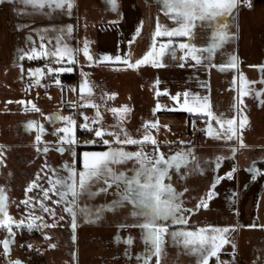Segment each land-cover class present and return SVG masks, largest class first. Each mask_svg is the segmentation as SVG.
<instances>
[{
    "label": "rangeland",
    "instance_id": "1",
    "mask_svg": "<svg viewBox=\"0 0 264 264\" xmlns=\"http://www.w3.org/2000/svg\"><path fill=\"white\" fill-rule=\"evenodd\" d=\"M151 1L156 4L154 7L156 16L153 21L149 20L145 13L146 9L143 8L145 17L143 30L133 40L131 52L127 56L131 63L141 58L150 47L157 17L161 23L172 26V22L160 11L161 5L157 3V0ZM73 2L71 16L66 14V8L61 10L53 6V9H49L46 6L42 11L41 19L32 11L28 14L27 8L25 9V6L19 2L13 4V0H9L8 5L7 2L5 6L3 5V15L0 19V26L3 27V29L0 27V188L4 190L7 208L14 220L24 218L26 224L27 217L35 211V214L42 216L49 225L42 231L31 232L26 227L17 229L13 226L15 236L12 238L14 241L11 247L12 252L4 255V258L7 257L10 261L19 259L23 264H137L136 254L144 249L138 228L120 227V225L135 223L134 218L129 215L132 211L130 204L115 211L108 209L99 220L92 222L86 220L82 214H78L75 240H73L71 218L62 211L63 205L54 203L58 199L54 194L50 193V199L45 200L44 203L54 210L55 215L45 213L38 207L35 210L31 208L26 210L22 203L27 198L25 190L28 183L36 179L37 173L44 175L47 171L46 164L57 168L64 161H71L67 151L64 153L56 151L58 145L56 137L52 134L53 126L46 121L45 117L55 112L61 115L72 114L77 120V125L83 122V117L79 115L80 111H83L84 115L90 119L95 118L97 109L87 105L76 109L68 104L69 101H76L84 105V101L79 99L78 91L82 79L80 73L83 71L89 73L93 86L92 99L99 104V111L103 117L101 123L104 127L116 123V118L110 111L111 108L127 106L130 111L122 123L134 138H138L143 133L144 121L153 120L158 121L159 124L158 130L150 129L151 134L157 138L158 142H161L160 151L166 156L177 150L187 151L191 148L192 156H195L196 160L193 161L189 157L188 166H182L179 172L170 170L171 179L165 180L166 183L170 182L177 191L183 192V206L194 209L188 217V227L194 229L206 224L232 226L227 236L231 242L223 245L219 253L220 261L228 264L237 258L238 264H264V212L252 213L258 203L264 178V104L260 103L264 96L256 98L253 94L244 97V105L241 107L248 123L242 130L238 127L240 115L236 109L231 108L234 103L233 98L237 95L239 73H243L248 80L256 82L250 87L257 90L264 88V84L260 83L261 79H264V72L259 67L264 65V0H250L251 7L245 3L239 5V10L234 13L229 22V30L234 35L224 49L218 50L213 58V64H221L227 62V54H234L237 57L236 69L222 72L216 67H206L208 61H204L203 65L193 69L187 66L188 63H195L190 58L184 67H180V61L173 60L168 54L162 58L163 65L166 63L168 66L155 68L152 65H145L142 69L106 67L101 64L102 61L88 64L80 53L79 63L74 66L73 72L60 74L63 88L55 84L50 77H42L40 85L29 88L33 78L27 75V69L43 67L45 60L29 61L26 57L20 60L19 57L22 54L20 50H29L33 42L36 47H39L41 36L44 37L43 42L46 47H51L55 44L57 32L66 33L65 26L71 24L72 38L66 36L64 42L73 46L79 44L82 47L84 40L87 39L90 51L94 54L101 53L100 49L110 47L102 39V35L106 34L97 31L99 34L97 38L93 30L95 23H100L97 22L98 18L91 17L92 20H87V14L92 16L90 9H87L82 0H73ZM96 3L100 5L97 0ZM92 4L97 7L94 1ZM17 9H25V11L20 12ZM126 21L129 25L125 33L122 26L126 24ZM36 24H41V28L38 29ZM138 24L139 22L137 23L131 14H125L122 24L117 26L116 34L110 40L113 46L116 47V43L123 44L126 37L133 35ZM206 31L197 28L193 42L198 46L205 45ZM108 50L112 51V55L121 54L119 50L116 52L112 49ZM181 54L177 49V57ZM124 55L125 53L122 56ZM21 66L24 69L23 72H21ZM152 71H154V78ZM165 75H169L170 78ZM234 75L237 76L236 86L232 85ZM156 80L160 81L158 85L155 83ZM71 87H75L76 92H72ZM157 88L160 89L159 95L156 92ZM165 88L168 89V94L163 92ZM186 89L199 93L202 97L208 96L213 111L223 112L227 118L236 115L237 132L243 140V146L236 138L226 141L208 137L203 131L206 118L201 114H191L180 109L176 102L170 99L171 95L177 92L183 93ZM112 93L116 95L108 98ZM20 100H31L40 112L32 111L31 105L19 104ZM157 102L167 107L153 112ZM25 108L28 110L25 111ZM28 120L43 123L47 129L39 146L35 141V129L26 128ZM62 123L57 122L55 127L62 126ZM213 126L218 128L215 121ZM77 136L81 141L76 149L78 153L84 150H104L106 147L101 144L83 145V141L94 138V132H86L77 127ZM105 138L112 139L107 135ZM181 141L185 143L181 144ZM206 144H211L213 147H203ZM45 146L49 148L47 153L39 150ZM127 147L129 150H135V146ZM153 147L149 144L146 150L151 151ZM233 148L235 152L232 151ZM218 156L223 159L220 168L213 171L215 159ZM253 161H255V167L260 169V172L255 174V179L252 178L253 173L248 170L253 167ZM197 162L203 171L196 170ZM77 166L79 167V164ZM116 167L118 170L127 169L131 168L132 164L128 162ZM233 167H235L233 178L228 179L224 174ZM216 175L224 178L215 187L216 195L208 200L206 193ZM39 182L45 187L48 186L46 181ZM102 187H106L103 178L94 186V191ZM115 192L116 188L113 186L106 193L100 192L91 199L81 198L78 203L81 206L87 203L94 213L96 207L108 205L118 199ZM34 195H38V190L33 189L27 193L28 197ZM201 198L206 200L207 208L196 207ZM245 205L251 211L248 221L243 219L248 215L244 213ZM261 206H264V199L261 201ZM61 216H64L63 220L60 219ZM44 233H47V238ZM0 235L8 236L9 234L6 229H0ZM129 235L133 237V243L130 246L126 243ZM117 236L120 238L119 241L116 239ZM29 244L32 245L31 248L28 247ZM49 245H55V247H49ZM126 252H130L131 257L127 256ZM155 260L154 256L150 264H155ZM160 264H195V258L188 255L182 246L174 245L170 237H166ZM209 264H217L216 258H211Z\"/></svg>",
    "mask_w": 264,
    "mask_h": 264
},
{
    "label": "snow or ice",
    "instance_id": "2",
    "mask_svg": "<svg viewBox=\"0 0 264 264\" xmlns=\"http://www.w3.org/2000/svg\"><path fill=\"white\" fill-rule=\"evenodd\" d=\"M7 0H0V3H6ZM21 3L27 7H32L34 10H43L46 6L49 9H65L68 16L72 15L74 8L73 0H13V4ZM113 11H118L119 5L117 0H108ZM161 5L160 11L164 16L172 22V26L161 23L157 17L155 30L151 35V45L143 56L136 59L134 63L129 62L126 55L122 56L117 53L115 55L108 53H93L90 51L89 41L84 40L83 46L79 44L73 46L64 42L65 37L72 38L73 26L66 25L67 32L59 31L55 36V44L51 47H46L44 37L41 36V43L36 47L33 46L25 51L21 49L22 53L19 57L23 60L25 57L29 61L44 59L43 67H30L27 69V75L32 79L29 88L33 85H40L42 77H50L57 85H61L60 74L71 73L74 66L79 63V55L83 54L88 64L105 62H122L126 67L136 69L141 65H152L153 67H163L162 58L168 54L173 60H179L180 67H184L189 58L195 63H188L187 66L195 69L197 66L203 65L204 61H208L206 67H216L220 71H228L229 69L237 68V57L234 54H227V62L221 64H213V58L218 50H223L225 45L232 39L233 33L229 30V22L234 13L239 10L241 3L247 4L251 7L250 0H157ZM25 9H17L23 12ZM142 24V22H141ZM200 28L206 31L205 39L207 43L202 46L195 44V30ZM140 34V26L135 29L134 35ZM188 38V39H180ZM31 39L30 37L28 38ZM129 44L132 41H128ZM177 49L182 53L177 57ZM223 54V53H222ZM52 64L62 66H50ZM264 72V65L259 66ZM46 69V71H45ZM24 69L21 66V72ZM82 79L78 86L79 99L84 101V105L78 104L76 101H69L68 104L72 108L80 109L83 106H91L97 109L95 118L90 119L84 115L83 111L79 115L83 117V122L77 125V120L74 115H61L59 112L52 113L45 117L46 121L53 126L52 134L56 137V151L59 153L68 152L71 161H64L61 166L52 168L45 165L47 171L43 176L40 173L36 174V179L31 180L25 190L26 199L22 201L26 210L31 208L35 210L37 207L45 213L55 215L53 209H50L45 200L50 199V193L58 197L54 201L56 204L63 205L62 211L67 213L71 218V229L73 230L72 239L75 240V230L77 228L78 214H82L86 220L92 222L99 220L104 211L111 209L118 210L120 207L130 204L132 211L130 216L134 218L135 223L131 225H120V227H135L140 231V238L144 244L142 252L136 254L137 264H150L155 256V264H160V257L165 249L166 237H170L174 245L182 246L186 253L195 258V264H209L210 259L215 257L217 264H226L220 261L219 253L224 244L230 243L227 236L232 226H218L213 224H206L204 226L195 227L194 229L188 227L189 216L194 209H188L183 206V192L177 191L170 182H165L166 178L170 181V170L179 172L182 166L189 165V157L193 161L196 160L192 156V150L187 151L181 149L175 151L171 155H167L160 151V143L157 138L151 134L150 129L158 130V121L146 120L143 123V133L134 138L126 127L123 126V121L126 114L130 111L127 106L113 107L110 109L112 115L116 118V123L104 127L102 125L103 117L99 111V104L95 103L93 97V86L89 79V73L81 71ZM157 85L159 80L155 82ZM256 82L248 80L243 73L238 76L237 95L233 98L234 103L231 105L232 109H236L240 115L239 129H244L248 123L247 117L243 115L244 97L253 95L256 98L264 96V88L254 89L250 85ZM261 84H264V79H261ZM232 85H237V76H233ZM47 87V85H45ZM63 88V85H61ZM72 92H76L75 87H71ZM157 95L160 94V89H156ZM163 92L168 94V89ZM116 94L112 93L108 98L114 97ZM182 97V99H181ZM103 99V97H102ZM172 101L180 109L191 113L201 114L206 118V124L203 131L208 137L215 139H223L226 141L234 138L240 140L243 146V140L240 139L237 132V116L233 115L227 118L223 112H215L212 109L208 96H201L199 93H194L189 90H184L183 93L177 92L170 96ZM21 105H31V110L40 112V109L31 100L18 101ZM264 104V99L260 100ZM167 105L156 103L153 112L166 108ZM28 109L25 108V111ZM213 121L215 125L213 126ZM57 122H63L62 126L55 127ZM195 124V121H193ZM77 127L86 132H94L92 140L83 141L85 145L101 144L106 146L104 150H84L77 152L81 141L77 136ZM167 127V125H165ZM28 130L35 129V141L39 146L43 134L47 131L43 123L36 120H28L26 123ZM139 129L137 132L139 133ZM111 136L112 139H106L105 136ZM184 144V141L180 142ZM154 146L151 151L146 150L148 145ZM127 146H135V150H129ZM47 153L49 148L47 146L39 149ZM235 152V148L232 149ZM223 157H216L215 168H220ZM131 162L132 167L127 169H117V165ZM208 163V161H205ZM79 164V167L77 166ZM196 170L203 171L199 163H196ZM255 174L260 172V169L253 167L248 169ZM235 167L226 172L224 176L228 179L233 178ZM130 173V174H129ZM103 178L106 187L98 188L94 191V186ZM224 177L216 175L211 187L207 191V199L211 200L215 195V187L221 182ZM39 181H46L47 187ZM115 186V195L118 199L113 200L108 205H101L96 207L93 213L90 205L85 203L81 206L78 200L87 197L91 199L100 192H107L109 188ZM33 189L38 190V195L28 197L27 193ZM186 191V189H185ZM7 197L3 188H0V229H6L9 234L0 244L3 246L5 255L10 251V244L13 242L15 232L13 226L17 229L26 227L29 232L33 230H40L49 227L42 216L36 215L35 211L25 219L14 220L9 214L7 204ZM36 201V203H33ZM207 208V202L201 198L199 204L196 206ZM61 220L64 216L60 217ZM39 221V223H37ZM179 226V227H174ZM47 238V233H44ZM119 241V236L116 237ZM126 243L130 246L133 243V237L129 235ZM29 248L32 245H28ZM55 247V245H49ZM235 248V245H233ZM126 255L131 257L130 252ZM73 256L75 254L73 253ZM9 264H23L19 259L9 261Z\"/></svg>",
    "mask_w": 264,
    "mask_h": 264
},
{
    "label": "crops",
    "instance_id": "3",
    "mask_svg": "<svg viewBox=\"0 0 264 264\" xmlns=\"http://www.w3.org/2000/svg\"><path fill=\"white\" fill-rule=\"evenodd\" d=\"M92 1L95 2L96 6L98 8L95 7L92 4ZM97 1L100 3V5H98L96 3V0H82L84 5L87 6V9H90V12H92V16H90V14H87L88 15L87 16V20H92L91 19V17H92V18H98L99 21H97V22H100L99 24L95 23V25L93 27V30H95L94 32H95L97 38L99 36L97 31L104 32L106 35H102V39L107 42V45H110V47L108 49H112V50H114V52L119 50L121 55H123L125 53V55L128 56V54L131 52L130 49H131V46L133 44V40L136 38V35H134L135 32L133 33V35H131L129 37H126L125 42L123 44H120V43L117 44L116 43L115 44L116 47H114L110 40L112 39V36L116 34L115 30L117 29V26L122 24L125 14L126 15L131 14L132 18L137 23L139 22L138 26H140V32H141L143 30V24H144V21H145V17L143 15V12H144L143 8L146 9L145 13L147 14V17L149 18V20L153 21L155 16H156V14L154 13V7L156 6V4H154L151 0H117V3L119 5L118 11H113L112 8H111V5L108 2V0H97ZM8 3H9V0H7V5H8ZM3 5L5 6V3H0V19H1V16L3 15V12H2L3 8H4ZM26 11H28V14H30L31 11H32L34 13V15L40 16L39 18L41 19V14H42L43 10H40V11L32 10V7L29 6V7H27ZM45 13H43V14H45ZM128 20H129V18H128ZM93 22H95V21H93ZM141 22H142V24H141ZM128 25L129 24L126 21V24L124 26H122V30L125 31V33L128 31ZM36 27L38 29L41 28V24H36ZM1 28L3 29V27H1ZM135 28H136V26L134 27V29ZM128 41H132V43L129 44ZM108 49H106V48L102 49V50L100 49L99 52L112 54L111 53L112 51L108 50ZM101 64L103 66H106V67H108V66H111V67H117V66L126 67L122 62H105V61H102ZM164 65L168 66V64H166V63ZM143 67H145V65L139 66L138 69H142ZM153 75H154V71H152V77L154 78ZM165 76L167 78H170L169 75H165ZM211 146H212L211 144H206L203 147H211ZM238 178H239V176H238ZM262 181H263V187H262V189L259 192V197H258L259 200H257L258 203L253 208V211H252L253 214L254 213L257 214V213H263L264 212V206H261V201H262V199H264V178L262 179ZM238 182H239V180H238ZM245 206H246V209H245V207H244V209L246 210V212H244V213H246L248 215L244 216L243 219L248 221L249 214H250L251 211L249 210V207L247 205H245ZM5 237L6 236L0 235V240H3ZM11 247H12V243L10 244L9 253L12 252ZM4 255H5V253H4V250H3V246H2V244H0V264H9L10 260L7 257L5 259ZM232 261H235L236 264H238L237 263V258H235Z\"/></svg>",
    "mask_w": 264,
    "mask_h": 264
},
{
    "label": "built area",
    "instance_id": "4",
    "mask_svg": "<svg viewBox=\"0 0 264 264\" xmlns=\"http://www.w3.org/2000/svg\"><path fill=\"white\" fill-rule=\"evenodd\" d=\"M83 145H85V144H83ZM85 146H89V145H85ZM91 146H96V144H91ZM229 264H236V262L235 261H231V262H229Z\"/></svg>",
    "mask_w": 264,
    "mask_h": 264
},
{
    "label": "trees",
    "instance_id": "5",
    "mask_svg": "<svg viewBox=\"0 0 264 264\" xmlns=\"http://www.w3.org/2000/svg\"><path fill=\"white\" fill-rule=\"evenodd\" d=\"M70 77H73L72 75H70Z\"/></svg>",
    "mask_w": 264,
    "mask_h": 264
}]
</instances>
